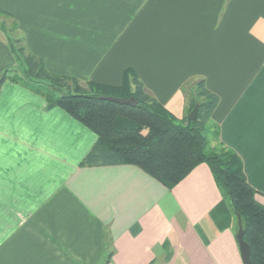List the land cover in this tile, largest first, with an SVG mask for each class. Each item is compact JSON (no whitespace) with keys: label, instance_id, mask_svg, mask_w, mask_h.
<instances>
[{"label":"crops","instance_id":"1","mask_svg":"<svg viewBox=\"0 0 264 264\" xmlns=\"http://www.w3.org/2000/svg\"><path fill=\"white\" fill-rule=\"evenodd\" d=\"M0 10L50 73L121 85L129 69L180 120L197 93L184 90L205 80L220 99L217 144L241 158L264 205V0H0ZM18 57L0 33V79ZM10 78L0 264H243L206 164L172 189L132 164L83 166L96 134Z\"/></svg>","mask_w":264,"mask_h":264},{"label":"trees","instance_id":"2","mask_svg":"<svg viewBox=\"0 0 264 264\" xmlns=\"http://www.w3.org/2000/svg\"><path fill=\"white\" fill-rule=\"evenodd\" d=\"M21 42L17 39L18 49L16 46L13 49L28 67L24 70L26 80L11 77L12 80L43 97L48 110L62 108L96 134L97 142L83 160V166L132 164L172 189L197 166L206 164L237 220L238 231L241 221L252 263L264 264V205L257 200L258 192L248 183L237 154L222 145L208 149L207 125H211L220 99L206 87L205 80L188 84L184 90L189 92L194 87L197 93L190 99L188 115L180 120L129 69L121 85L96 82L81 85L76 78L50 73L44 62L28 53ZM8 74L6 71L0 79V88ZM105 97L134 98L137 105H122ZM197 104V119L190 121V113ZM212 126L211 135L217 142L220 132L217 126Z\"/></svg>","mask_w":264,"mask_h":264},{"label":"rangeland","instance_id":"3","mask_svg":"<svg viewBox=\"0 0 264 264\" xmlns=\"http://www.w3.org/2000/svg\"><path fill=\"white\" fill-rule=\"evenodd\" d=\"M17 23L18 22H16L14 20V18H12V17H10V16H8L6 14H0V33L3 36L8 37L9 43L11 44V46L13 48L16 46V49H18L17 47L19 46L16 43V41H17L18 38H20V36H22L21 30H19ZM15 26H17V28ZM20 59L18 57V59L16 61V65L11 68V71L9 72L8 75H9V77H13V78H16V79H19V80L23 81V80H26V76H25L24 70L28 69V67H27V65H24L25 63H23V59H21V60ZM70 78H72V77H70ZM79 83L81 85H85V83H87V82L85 80H83V81L79 80ZM35 86H37V85H35ZM41 90L44 91V87H42ZM45 91H46V93L48 92V90L46 88H45ZM212 125H213L212 123H211V125L210 124L207 125V130L209 131V134H210V135L207 134V136H208V149H216V148H218V144L215 141L214 136L211 135V134H213V130L210 131Z\"/></svg>","mask_w":264,"mask_h":264},{"label":"water","instance_id":"4","mask_svg":"<svg viewBox=\"0 0 264 264\" xmlns=\"http://www.w3.org/2000/svg\"><path fill=\"white\" fill-rule=\"evenodd\" d=\"M104 99L111 101V102H116L122 105H128V106L137 105V101L134 98L124 99V98H116V97H105ZM198 111H199V104H197L194 110L190 113V116H189L190 121H195L197 119ZM239 224H240L239 231L236 237H237V241L239 244V249H240L243 264H253L250 259V254H251L250 245L246 241H244V231L242 228L241 221H239Z\"/></svg>","mask_w":264,"mask_h":264}]
</instances>
